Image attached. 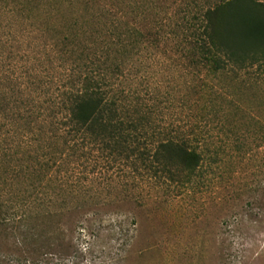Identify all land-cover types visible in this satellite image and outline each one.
<instances>
[{
    "label": "trees",
    "instance_id": "trees-1",
    "mask_svg": "<svg viewBox=\"0 0 264 264\" xmlns=\"http://www.w3.org/2000/svg\"><path fill=\"white\" fill-rule=\"evenodd\" d=\"M204 1L0 0V230L194 186L264 88V0Z\"/></svg>",
    "mask_w": 264,
    "mask_h": 264
},
{
    "label": "rangeland",
    "instance_id": "rangeland-1",
    "mask_svg": "<svg viewBox=\"0 0 264 264\" xmlns=\"http://www.w3.org/2000/svg\"><path fill=\"white\" fill-rule=\"evenodd\" d=\"M263 93L259 87L239 96L242 112L229 113L232 125L215 130L190 190L166 196L137 189L126 193L132 201L109 207L52 219L43 213L24 231L36 235L28 242L20 232L0 230V264H264ZM96 190L91 195L125 196Z\"/></svg>",
    "mask_w": 264,
    "mask_h": 264
}]
</instances>
